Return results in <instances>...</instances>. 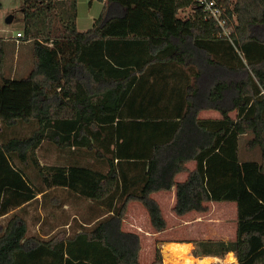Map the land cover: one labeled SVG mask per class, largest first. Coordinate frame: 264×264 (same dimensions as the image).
Masks as SVG:
<instances>
[{
	"label": "trees",
	"instance_id": "trees-1",
	"mask_svg": "<svg viewBox=\"0 0 264 264\" xmlns=\"http://www.w3.org/2000/svg\"><path fill=\"white\" fill-rule=\"evenodd\" d=\"M214 1L228 35L200 0H106L86 32L76 0H25L34 65L0 80V218L52 188L94 205L73 235L47 239L28 237L13 213L0 231V264H141L140 236L122 228L128 207L142 204L162 233L168 224L152 194L174 187L178 217L237 204L236 239L198 242L195 257L234 253V264H264V0ZM187 9L193 16L180 18ZM52 23L60 28L38 32ZM204 110L222 119L200 120ZM24 126L29 134L7 137ZM247 133L263 162L239 157ZM46 142L73 157L40 165ZM153 264H163L159 249Z\"/></svg>",
	"mask_w": 264,
	"mask_h": 264
},
{
	"label": "rangeland",
	"instance_id": "rangeland-1",
	"mask_svg": "<svg viewBox=\"0 0 264 264\" xmlns=\"http://www.w3.org/2000/svg\"><path fill=\"white\" fill-rule=\"evenodd\" d=\"M18 1L20 0L3 1L5 4V10H3V15L5 16L4 23L9 17L16 15L13 12L18 10H13V6H16ZM76 1L77 29L83 32L88 31L92 27L94 19H97L101 14L106 0ZM6 25L11 26L15 34L17 32H22L23 34L24 28L16 16L11 24H7L6 22ZM32 50L33 42L16 45L14 41H10V44L5 49L4 73L13 74L15 72L16 79L28 76L31 72L30 70L23 76L20 69L21 66L25 67L26 58L29 57L28 53L31 51L32 55ZM17 65L20 67L18 71H15ZM232 116L235 117V114L232 113ZM30 132L31 128L24 126L8 131L6 135L7 137H11L14 133L29 134ZM252 138L253 135L251 133L240 137L239 157L241 160L263 162V152L260 147L253 149L248 147V142ZM37 155L40 165L43 166L64 165L70 157H73V154H70V152L60 155L57 149L47 142L41 146ZM26 174L35 184H39L37 177H35V170L32 167L28 166ZM165 196L163 193L154 196L155 199L161 202L160 206L168 224L166 231L162 233H156L153 229L148 212L142 204L133 202L128 207L122 228L125 231L134 232L140 236L142 246L140 254L141 264H153L157 249L161 252L164 264L163 248L170 242L191 243L193 246L191 253L194 256L193 253L198 242L234 240L237 229V215L232 205H226L224 202H216L212 205H207L208 203H206L209 207L208 212H192L184 217H178L173 212L174 205H170V202L164 198ZM54 197L63 201L64 205H57V202L52 201ZM91 205L92 203L88 200L79 199L75 195L68 194L66 190L56 189L53 193L48 192L44 197L40 195L38 200L26 205L21 210H15L8 216L0 218V231L7 225L12 214L18 213L26 222L28 237L37 236L47 239L55 235H73L81 229L83 222L91 218ZM226 257L227 255L223 259L217 257L199 259L208 261L211 264H225Z\"/></svg>",
	"mask_w": 264,
	"mask_h": 264
},
{
	"label": "crops",
	"instance_id": "crops-1",
	"mask_svg": "<svg viewBox=\"0 0 264 264\" xmlns=\"http://www.w3.org/2000/svg\"><path fill=\"white\" fill-rule=\"evenodd\" d=\"M3 1L4 0H0V5H1L0 6V79L2 76L6 77V78H12L13 79L16 77L15 72H13V74L12 73L11 74H5L3 71V67L5 64V49H6V47H8V45L10 44V41H14L16 45H19L22 43L23 44H29L30 42H33V41L32 40L26 41L25 39H17V34L22 33V32H17V34H15V31L11 28V26L6 25V22L4 23L5 16L3 15V10H5V4L3 3ZM60 1L61 2L63 1L65 3H69L71 0H59V2ZM24 2H25V0H22V1L20 0V1H18L16 6H13L14 7L13 10H18V11H14L13 13H16V15L15 14L14 15L17 17V19H19V21H21L22 27L24 28L23 29V35L25 33V26H26L24 21H23V19H24V9H23ZM76 3H77V1H76ZM57 10H58V13H60V14L62 13L64 15L66 7L64 5L63 9L59 7V8H57ZM62 10H63V12H62ZM192 16H193V12L190 9L180 11V13H179L180 18H188V17H192ZM77 18H78V16H77ZM94 21H95V19H94ZM76 26H77V20H76ZM58 28H60V25H58L57 23L56 24L52 23V25H42V26L40 25V26H38V32L42 35H46L50 31H53L55 29L58 30ZM78 31L83 32V31H80L79 29H78ZM84 32H86V31H84ZM28 55H29V57L26 58L27 60L25 61V67L21 66V69H20L21 75H23V76L26 75L29 70L31 71L33 68V65H34L33 50H32V55H31V51H30V53H28ZM18 65L15 68V71L16 70L18 71V68L20 67ZM233 113L235 114V117L232 116V113L230 114V116L232 118H236V115H237L236 112H233ZM199 119L200 120H220V119H222V115L218 111H215V110H204L199 114ZM244 135H246V134H244ZM244 135H242V136H244ZM187 168L190 172L193 171L196 168V162H190L187 165ZM188 176H189L188 172L181 173L176 177V182L177 183L185 182L188 179ZM56 189L66 190L64 188H52V189L46 191V193L47 194H48V192L53 193L54 190H56ZM160 193H163L164 195H166L164 198L170 202V205H176V193H177V191H176L175 187L171 191H168V192H158V193L152 194V198L154 200H156L159 205H161V202L158 201L157 199H155L154 196L157 194H160ZM68 194H70V193L68 192ZM39 196L36 197V200H38ZM52 201L57 202V205H62V204L64 205V202L61 201L60 199H58L57 197L52 198ZM89 202H91V201H89ZM91 203H92V205H94L93 202H91ZM214 203H216V202H210L207 205H212ZM224 203H226V205H232L233 208L235 209V212L237 215V204L235 202H224ZM126 232H129V231H126ZM236 232H237V229H236ZM235 239H236V234H235L234 240ZM181 243H187V242H181ZM233 255L235 256V254H233Z\"/></svg>",
	"mask_w": 264,
	"mask_h": 264
},
{
	"label": "bare ground",
	"instance_id": "bare-ground-1",
	"mask_svg": "<svg viewBox=\"0 0 264 264\" xmlns=\"http://www.w3.org/2000/svg\"><path fill=\"white\" fill-rule=\"evenodd\" d=\"M192 244L168 243L163 248L164 264H211L192 255ZM234 254V253H233ZM232 253L226 257L225 264H232L237 258Z\"/></svg>",
	"mask_w": 264,
	"mask_h": 264
},
{
	"label": "built area",
	"instance_id": "built-area-1",
	"mask_svg": "<svg viewBox=\"0 0 264 264\" xmlns=\"http://www.w3.org/2000/svg\"><path fill=\"white\" fill-rule=\"evenodd\" d=\"M201 4L204 6V10L207 14V17L215 20L224 30L226 35L229 34V30L225 27V21L222 20V11L217 7V4L214 0H200ZM24 35L22 33L17 34V39H23Z\"/></svg>",
	"mask_w": 264,
	"mask_h": 264
},
{
	"label": "water",
	"instance_id": "water-1",
	"mask_svg": "<svg viewBox=\"0 0 264 264\" xmlns=\"http://www.w3.org/2000/svg\"><path fill=\"white\" fill-rule=\"evenodd\" d=\"M13 20H14V16H11V17H9V18L6 20V22H7V24H11V23L13 22Z\"/></svg>",
	"mask_w": 264,
	"mask_h": 264
}]
</instances>
